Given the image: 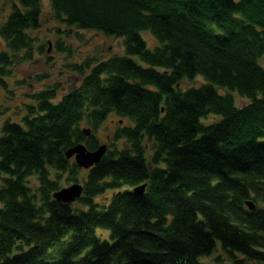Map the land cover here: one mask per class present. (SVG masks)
<instances>
[{"label": "trees", "instance_id": "trees-1", "mask_svg": "<svg viewBox=\"0 0 264 264\" xmlns=\"http://www.w3.org/2000/svg\"><path fill=\"white\" fill-rule=\"evenodd\" d=\"M51 4L68 26L123 37L125 53L72 64L77 86L59 100L57 86L39 91L21 121L3 123L0 264H204L218 242L244 256L234 264H264V0ZM42 5L13 0L2 21L1 86L22 50L31 57ZM143 30L159 44L149 48ZM196 76L206 83L181 87ZM235 95L248 102L238 106ZM112 114L131 123L87 169L84 207L58 201L62 173L77 180L83 169L65 151L96 149ZM210 115L219 119L204 122ZM107 191V203L95 198Z\"/></svg>", "mask_w": 264, "mask_h": 264}, {"label": "rangeland", "instance_id": "rangeland-1", "mask_svg": "<svg viewBox=\"0 0 264 264\" xmlns=\"http://www.w3.org/2000/svg\"><path fill=\"white\" fill-rule=\"evenodd\" d=\"M13 0H0V25L12 10ZM41 26L38 29L29 30L33 37L31 57L23 58V50L18 55L12 73L5 77V86L0 85V131L3 123L9 119L11 121H21L27 112V105L36 103L34 94L57 86V100L63 94L77 86L82 76L74 71L72 64L82 63L88 58L105 59L115 54H124V38L106 35L94 29H81L76 26H68L57 19L53 10L51 0H42ZM141 35L149 48L158 45V41L149 30L141 31ZM5 42L0 37V50L5 49ZM135 59L146 66V63L135 56ZM264 66V58L261 59ZM206 83L202 76L194 79H185L181 87L187 89L192 86H200ZM221 91V90H220ZM223 92V91H221ZM236 104L243 106L248 102L247 98L235 95ZM219 118L210 115L203 121L211 123ZM125 120V121H124ZM122 121V122H121ZM130 124L128 119H122L114 114L110 115L98 128L95 133L100 144L106 143L108 149L112 150V136L119 125ZM82 127H88L82 124ZM126 140L117 142V147L121 149L126 145ZM52 176L55 174L51 171ZM87 169H81L76 174L77 180H68L67 172L62 173L59 178L61 186H67L74 182L82 183L86 177ZM28 185L35 190L39 181L36 175L28 178ZM112 195V191L95 197L101 203H107ZM251 199V198H249ZM77 207L83 208L77 200L73 203ZM264 208V204H260ZM104 237H108L105 232ZM240 253L227 251L221 242L210 255L202 257L204 264H234L235 259H242Z\"/></svg>", "mask_w": 264, "mask_h": 264}, {"label": "water", "instance_id": "water-1", "mask_svg": "<svg viewBox=\"0 0 264 264\" xmlns=\"http://www.w3.org/2000/svg\"><path fill=\"white\" fill-rule=\"evenodd\" d=\"M84 132L86 133V135H89L91 129L89 127L84 128ZM106 150L107 145L105 143L99 145L95 150H89L85 144L78 143L69 147L65 151V156L67 158L73 157L76 164L82 168H90L101 160ZM145 188L146 184H141L135 187L134 191L137 193H143L145 191ZM82 191L83 185L78 182H75L71 185L56 190L52 194V196L60 202L71 203L81 196ZM246 205L249 207V209H253L255 206L252 200H247Z\"/></svg>", "mask_w": 264, "mask_h": 264}]
</instances>
